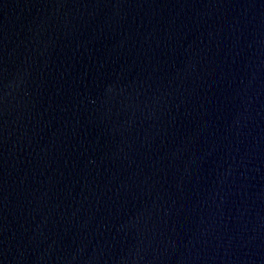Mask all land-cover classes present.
<instances>
[{"label": "water", "instance_id": "water-1", "mask_svg": "<svg viewBox=\"0 0 264 264\" xmlns=\"http://www.w3.org/2000/svg\"><path fill=\"white\" fill-rule=\"evenodd\" d=\"M0 264H264V0H0Z\"/></svg>", "mask_w": 264, "mask_h": 264}]
</instances>
